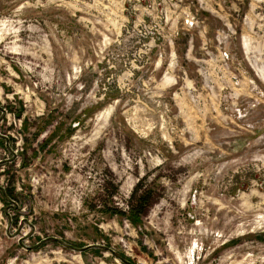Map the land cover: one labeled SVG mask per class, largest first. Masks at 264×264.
Masks as SVG:
<instances>
[{
	"label": "rangeland",
	"instance_id": "1",
	"mask_svg": "<svg viewBox=\"0 0 264 264\" xmlns=\"http://www.w3.org/2000/svg\"><path fill=\"white\" fill-rule=\"evenodd\" d=\"M0 264H264V0H0Z\"/></svg>",
	"mask_w": 264,
	"mask_h": 264
},
{
	"label": "trees",
	"instance_id": "2",
	"mask_svg": "<svg viewBox=\"0 0 264 264\" xmlns=\"http://www.w3.org/2000/svg\"><path fill=\"white\" fill-rule=\"evenodd\" d=\"M149 195H146V194H143V195H140V200L138 202V207H142V203H144V201H146L148 199Z\"/></svg>",
	"mask_w": 264,
	"mask_h": 264
}]
</instances>
